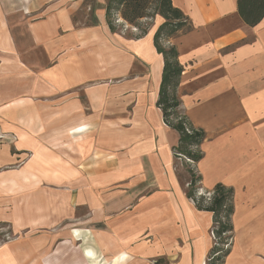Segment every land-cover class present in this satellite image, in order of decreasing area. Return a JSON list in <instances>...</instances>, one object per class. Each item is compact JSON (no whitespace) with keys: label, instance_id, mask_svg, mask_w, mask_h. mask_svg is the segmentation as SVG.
<instances>
[{"label":"crops","instance_id":"0c3cea01","mask_svg":"<svg viewBox=\"0 0 264 264\" xmlns=\"http://www.w3.org/2000/svg\"><path fill=\"white\" fill-rule=\"evenodd\" d=\"M171 1L190 23L168 44L183 67L181 107L206 134L202 189L234 190L224 264H264V19L246 26L236 0ZM104 5L0 0V264L207 263L212 214L186 197L178 133L156 106L164 19L137 39L131 26L110 31ZM82 11L96 23L76 20ZM15 15L32 47L25 62Z\"/></svg>","mask_w":264,"mask_h":264},{"label":"trees","instance_id":"16d2710c","mask_svg":"<svg viewBox=\"0 0 264 264\" xmlns=\"http://www.w3.org/2000/svg\"><path fill=\"white\" fill-rule=\"evenodd\" d=\"M236 9L242 22L250 28L264 19V0H236ZM104 11L111 32L123 29V25L118 23L121 19L136 29L137 39L146 35L155 16L164 19L153 36L155 50L164 62L156 106L161 111L165 126L178 133V142L172 151L177 161H187L183 163L189 176L186 197L198 211L212 214L211 234L215 243L206 264H224L233 239L231 218L234 211V190L216 184L210 191L197 194L202 189V178L196 170V164L203 157L200 147L206 134L193 126L181 107L176 90L183 67L178 63L176 48L168 44L178 33L189 31L190 23L180 10L173 7L171 0H105ZM144 19L149 23H141ZM90 21L92 24L96 23L93 17Z\"/></svg>","mask_w":264,"mask_h":264},{"label":"rangeland","instance_id":"374dc122","mask_svg":"<svg viewBox=\"0 0 264 264\" xmlns=\"http://www.w3.org/2000/svg\"><path fill=\"white\" fill-rule=\"evenodd\" d=\"M92 5H93L92 2H90V1L86 2L87 8L89 6L91 7ZM94 12H95V8H94V10H92L93 16H94ZM84 14H85V12L82 11L79 15H77V17L75 19L80 20L81 23L90 24L91 23L90 19L89 18L86 19L84 17L85 16ZM34 16H36V15H32V17H28V19L30 20V19L34 18ZM118 22L121 23L123 25V27L129 26L121 19H119ZM141 23L145 24V23H149V22L146 19H144V20H141ZM8 24H9V26H8L9 33L12 36V39L14 40V43L16 45V49L18 52V54H17L18 59H20L21 62H25V59H26L25 53H26V51H30L32 48L31 43H30V39L28 36V32L26 30V21L20 20V17L18 15H15V16H12L8 19ZM33 51L37 53L38 57H40V54H39L40 51L38 48L33 47ZM21 77H23V76H21ZM0 79H1L0 80V98H1L2 95L9 93V91L7 90V88L9 89V87L7 85V83L9 82L8 81L9 74L4 71L2 74H0ZM11 91H13V89ZM1 135L4 136V133L0 128V141H2ZM10 135L13 137V135L11 133H10ZM6 138H8V137H6ZM0 143H3V142H0ZM183 163H187V161L182 160V161L177 162L178 169H179V176H180V179H182V180L185 178L188 179V175L185 172V169L183 167ZM204 192L205 191L203 189H201L198 191L197 194L200 195V194H203ZM2 236H4L5 240L9 239V235L7 232H2ZM210 236L212 238V246H213V244L215 243V239L212 235H210ZM154 261H156V260H154ZM154 261H152L151 263H154Z\"/></svg>","mask_w":264,"mask_h":264},{"label":"built area","instance_id":"2783aa9c","mask_svg":"<svg viewBox=\"0 0 264 264\" xmlns=\"http://www.w3.org/2000/svg\"><path fill=\"white\" fill-rule=\"evenodd\" d=\"M118 23H119V22H118ZM123 29H124V27H123ZM133 31H134V32H137L135 28H133ZM211 235H212V234H211Z\"/></svg>","mask_w":264,"mask_h":264}]
</instances>
